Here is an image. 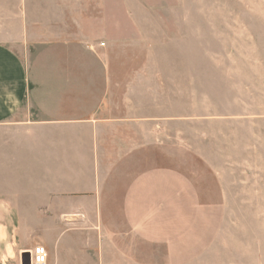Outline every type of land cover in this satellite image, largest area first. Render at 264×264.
Here are the masks:
<instances>
[{"label": "crops", "instance_id": "crops-1", "mask_svg": "<svg viewBox=\"0 0 264 264\" xmlns=\"http://www.w3.org/2000/svg\"><path fill=\"white\" fill-rule=\"evenodd\" d=\"M116 2L95 33L80 18L94 0L0 1V128H55L67 166L39 191L84 217L102 264H264V168L174 165L162 134L173 118L134 97L152 88L122 90Z\"/></svg>", "mask_w": 264, "mask_h": 264}, {"label": "rangeland", "instance_id": "rangeland-1", "mask_svg": "<svg viewBox=\"0 0 264 264\" xmlns=\"http://www.w3.org/2000/svg\"><path fill=\"white\" fill-rule=\"evenodd\" d=\"M94 3L96 14L80 18L99 33L108 0ZM112 18L122 21V46L111 47L122 56V90L152 88L134 97L173 118L162 134L176 167L264 168V0H122ZM55 140L54 127L0 128V188L14 192L0 200V264H29L36 246L48 264H102L84 217L39 191L67 166L53 158Z\"/></svg>", "mask_w": 264, "mask_h": 264}, {"label": "built area", "instance_id": "built-area-1", "mask_svg": "<svg viewBox=\"0 0 264 264\" xmlns=\"http://www.w3.org/2000/svg\"><path fill=\"white\" fill-rule=\"evenodd\" d=\"M29 264H48L47 251L44 246H36Z\"/></svg>", "mask_w": 264, "mask_h": 264}]
</instances>
